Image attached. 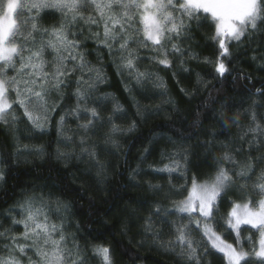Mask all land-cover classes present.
<instances>
[{
	"label": "clouds",
	"instance_id": "clouds-1",
	"mask_svg": "<svg viewBox=\"0 0 264 264\" xmlns=\"http://www.w3.org/2000/svg\"><path fill=\"white\" fill-rule=\"evenodd\" d=\"M0 264H264V0H0Z\"/></svg>",
	"mask_w": 264,
	"mask_h": 264
}]
</instances>
